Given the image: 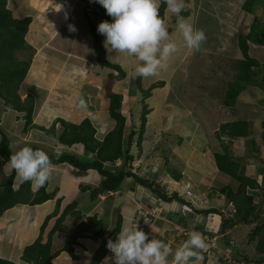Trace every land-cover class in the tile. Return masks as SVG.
Returning a JSON list of instances; mask_svg holds the SVG:
<instances>
[{
	"label": "crops",
	"instance_id": "0c3cea01",
	"mask_svg": "<svg viewBox=\"0 0 264 264\" xmlns=\"http://www.w3.org/2000/svg\"><path fill=\"white\" fill-rule=\"evenodd\" d=\"M218 1L219 0H184L186 7L184 11L181 12L184 13L182 17H184L188 23H191L192 14L189 13L188 9L190 7L199 8L204 6L209 9V13L210 10L215 12L219 8L228 7L230 16L234 15L231 17L235 21L233 25L238 21L242 23V16H240L241 12H245L251 16L252 20L249 23H252L253 19L257 18L261 24L264 25V0H255L250 12L243 9L245 0H226L227 5L222 7H219L221 4ZM94 3H96L95 0L7 1V6L13 16L18 18L24 16L31 17L26 35L29 31H32L33 28L36 29V31L40 29V32H42L41 29L44 30L39 36H36L37 33L35 34V38L33 37V44L28 43L35 49V54L31 57L27 75L22 80L19 88L21 100H24L28 95L33 97L34 109L32 122L37 126L27 128V130L23 131L24 121L19 119V113L13 110L15 112L13 121L21 122L20 130L16 136L17 142L28 143L30 144L29 147L33 149L38 148L37 150L46 152L43 148L48 146L49 139L52 137L57 138L60 129L57 128L54 131L55 133L48 132L45 129L56 124L54 122L58 117L75 123L80 122L85 117L90 118L95 127V136L99 139H102L105 134L114 127L115 122L111 119L107 111L108 98L105 93V85L108 74L110 72L116 74V70L101 66L97 62L96 55L92 50V42L89 35V23L97 28L100 22L106 21L105 18L93 11L96 10L106 15L108 14L105 9L98 8V6L93 7ZM31 4L39 11L34 16H32V14L35 12H32L31 15L28 14V7H30ZM166 8L164 11V20L171 39L174 41L175 31L177 30V17L168 12ZM229 12H226L227 18L230 17ZM181 13L180 15H182ZM69 25H73L76 29V31L71 32L73 41H71L67 35V33L70 32L68 30ZM249 25L251 26V24ZM249 25L247 29L240 34L247 33L250 29ZM232 31L234 30L232 29ZM25 40L27 42L26 37ZM104 40L105 37L101 35L103 47ZM104 50L106 59L111 63L118 64L125 73L124 77L115 80L111 84V91L122 95L120 111L125 117V127L123 131L125 145V140L131 129L133 128L136 130L139 125L141 116V113L138 114L140 112L139 103L144 100L141 112L144 105L148 108L144 129L140 136V147L138 146V148L134 141L129 147L130 152L134 155L132 165L135 161L137 163V167H134L136 166L134 165L132 171L148 179L154 187L163 190L168 196L176 193L177 197H171L166 201L164 200V202L169 204V207L167 209L163 208L161 213L156 212L155 216H152L149 212L158 206L157 204L154 205V201L158 203L155 197L158 196V194L150 187L142 185L132 177H127L122 182L119 190L100 195L99 201H97L94 206H92L91 201L88 202L86 206L87 210H83V220H86V216L93 214L94 210L97 209L95 212L99 217L110 218L108 225H105V232L108 233L112 226L111 223L115 220L113 219L116 217L115 214L120 213L122 219L121 228L130 227L135 229L138 227L139 230L144 231L146 234H148L150 229L152 231V236L148 235L150 238L164 241L169 247H173V250L180 248L183 242L189 238V233L202 232L200 229L203 228L204 230L211 229L208 228L209 221L213 220L212 218L215 216L219 218L220 222L222 218L233 216L234 208L232 203L228 201L224 193L217 191V189L227 186L230 187L232 191H236L239 185L238 180L221 172L216 166L213 152L223 151L224 146H226L231 157L240 162L239 173L254 178L258 184L257 188L248 189V192L254 196V202L257 204L255 212L249 216L250 222L248 225L251 226L257 223L255 221L259 220L257 219L254 221L253 215H263L264 217V149L262 150L257 147L255 144L257 138L255 140L253 137L255 135L252 134L256 126L254 119L259 113L251 107H248L249 109L245 111L236 110L235 107L240 101L248 103L247 96L244 98L241 97L243 93L246 92L247 95H251L254 98V91H251L252 88L257 92L255 94L256 96L259 94L258 90L263 92L264 90L255 84H246L245 88L237 95L235 103L232 106H226L223 103L227 86L229 82L235 79L236 70L241 60V53L235 49V57H230L229 59V61H232L234 68V70L232 69L233 79L228 77L227 80L222 82L219 92L221 97H216L220 101L221 107L223 106L225 108L226 113L223 114L220 111L224 116H222L221 120H216V113L210 104L212 102H217V99H212L214 94L209 92L210 88L207 87V85H209L208 83L203 85V80L198 83L204 90H207V94L204 96L195 93L196 97L193 98L190 94L185 98L181 92V86L184 91L185 86L183 84L187 81L185 78L184 82L183 80L181 81L182 85L180 84V80L177 77V70L174 74H171V72H169V74H167L168 72H164L163 74V70H161L159 75L155 77H138L135 74V67L139 62L134 57H128L125 54L116 55L115 52L108 53L105 47ZM248 52L256 61L252 66V71L253 76L257 79V82H259L264 76V45L249 42ZM254 54H256L257 57ZM109 55H111L110 58H108ZM59 56H61V58L64 56L63 61L60 60ZM183 57H181L178 62H181ZM162 81L163 83H161ZM156 82H160L161 84L152 86L153 84L155 85ZM195 98H198L197 100L199 101H196ZM80 99L85 101V108H80L78 106ZM157 100L159 104L156 103ZM259 100L264 102V96L259 98ZM205 102H207V108H204ZM197 103L204 104L202 109ZM254 103H257V99L255 98ZM254 103L251 104L254 105ZM2 107L3 111L9 109L4 105H2ZM227 113L229 116H226ZM234 120H247L249 122L248 135L232 138L229 143L218 139L217 132L220 130V125ZM43 121L45 123H43ZM0 122H2L1 119ZM43 125L50 126L44 128ZM49 134L52 135L51 138ZM137 136L138 135H135L134 139H138ZM57 145L60 146V148L57 147V149L61 151L70 150L75 151L81 156L85 155L89 158L92 157V154L84 152V149L80 145H77V148L74 149L73 146L67 148V146L58 143V141ZM48 152L54 151L49 150ZM115 164L119 165L120 160H117ZM1 166L4 168L9 167L7 170H9L10 173L11 167L8 162L1 164ZM71 170L72 169H69L65 164L53 166V172L58 173V171H60V173L65 176H71V187L65 192L61 190L62 185L59 181L55 182L57 185L54 184L55 186L50 187L52 189L58 187V196L62 198V206L68 203L65 198L70 194L71 189H78L77 185L80 187L79 183L82 182L80 178L74 176V171ZM85 182L97 184V182H91L87 179ZM48 186H50V184H48ZM52 189L49 190L47 187L48 191ZM187 189L192 190L193 194L191 196L186 194ZM81 193H85L89 197L88 192L81 191ZM121 195H124L125 198L128 199L129 208L127 211L123 209L125 201L118 204L116 199V196ZM108 198H111L108 211L110 214L105 215L103 213L107 211V209L105 208L106 206H103V201ZM85 199V197H81L80 200L77 201L79 207V203ZM184 203L189 204L191 207L190 211L185 209ZM54 204V198L46 200L41 204H16V206H19V209L14 226V217H5L7 211H4L0 216V236L5 232H11V241L9 242L10 250L14 249L18 251L13 254L9 251L7 256L0 252V257L13 260L16 264H29L20 258L22 249L36 238L45 215L53 210ZM204 209L214 210L203 214L202 211H204ZM145 216L151 219V224L149 226L144 225ZM263 217L262 219L264 220ZM180 221L186 222L187 224L183 225ZM196 225H203L204 227L197 229ZM11 227L13 228L12 231ZM243 228L245 230L244 224H233V226L227 228L224 234L214 233V235H212L209 233H202V237L209 235L214 242V245L211 246L212 254L214 250H217L223 254L225 258V250L227 249V252L230 248L229 245H231V248L235 245L234 240H232L231 244H226L229 238L233 239L229 237V232H234V234L232 233L233 236L235 235V238H238L236 241L243 242L247 240L243 238ZM64 234L67 237V234ZM101 240L102 238L97 240L82 239L81 242L84 248L79 247L77 251L79 259L75 261L81 260V253L83 252L88 255V264L94 250ZM16 244H19V249H17ZM63 244H61V246ZM110 255L112 256L110 253L106 254L99 264H105V257H110ZM210 256L209 253H207V258L205 260L203 259L200 264H218V262H214L210 258L208 260ZM107 264H112V261H108ZM169 264H174L172 257H169Z\"/></svg>",
	"mask_w": 264,
	"mask_h": 264
},
{
	"label": "trees",
	"instance_id": "16d2710c",
	"mask_svg": "<svg viewBox=\"0 0 264 264\" xmlns=\"http://www.w3.org/2000/svg\"><path fill=\"white\" fill-rule=\"evenodd\" d=\"M7 1L0 0V98L6 108L19 113L18 118L24 121L23 131H25L27 128L37 126L32 122L34 109L33 97L28 95L24 100H21L19 95L20 84L27 75L32 54L30 53L27 58H22L17 56L16 52L25 53L32 49L25 40L31 17L25 16L18 18L13 16L7 6ZM254 1L245 0L243 9L250 12ZM165 8L166 5L161 3L159 11L163 19ZM93 12L105 18L106 21L112 22V18L109 15L96 10ZM181 14L183 15L184 13ZM89 35L97 62L101 66L116 70V74L113 72L108 74L105 85V93L108 98L107 111L111 119L114 120L115 125L102 139H99L95 136V127L90 118L85 117L80 122L75 123L58 117L54 122L60 126L59 133H56L58 143L67 146V148L73 146V149L77 148V145H80L84 149V152L91 153L92 157L81 156L75 151L70 150H59L58 152L47 153V155L52 161L53 166L65 164L72 170L81 172L94 170L97 173L99 176L97 184H90L88 182L79 183L81 191L88 192L92 206L99 201L100 195L119 190L122 182L127 177H132L142 185L150 187L165 201L171 197H177L176 193L168 196L163 190L154 187L148 179L132 171L134 155L130 152L129 147L133 143L135 135H138V139H135L136 146L140 147V136L144 129L148 108L144 105L139 125L136 130L131 129L125 140V145L123 138L125 117L120 111L122 95L111 91L112 82L124 77L125 73L118 64L111 63L106 59L105 50L101 42V34L97 32V28L91 23H89ZM237 42L242 58L239 61L235 79L229 82L224 94L223 103L226 106H232L235 103L237 95L245 88L246 84H255L264 90V76L257 82L252 71V66L256 61L248 52L249 42L264 45V25L257 18H254L249 31L244 34H239ZM248 125L249 122L247 120H234L222 123L219 127V132H217V137L221 139L222 135H226L232 139L237 136L248 135ZM54 128L53 126L45 130L54 132ZM37 149L34 148L33 150ZM14 152L15 150L8 134L0 126V164L9 162V158ZM213 156L216 166L221 172L239 181L236 191H232L228 186L217 189L218 192L226 195L228 201L232 203L234 208L232 217L222 218L217 233L224 234L227 228L233 226V224H244L245 228H249L246 231L244 230V233L248 235V239L246 238L247 240L242 242V247L247 248L249 244L255 241V249L260 254L264 253V233H262L264 230V220L251 226L248 225L250 222L249 216L257 208V204L254 202V196L248 192V189L258 187L256 180L239 173L241 164L238 160L231 157L226 146H224L221 152H213ZM117 160H120L119 165L115 164ZM15 178L16 173L11 169L10 173L0 182V216L5 210L16 204L34 205L41 204L49 199H55L54 208L45 215L39 227L38 235L31 243L23 247L20 257L22 260L29 264H56L54 259L61 252H66L72 260H77L79 259L77 252L79 247L84 248L81 242L82 239L97 240L102 238L88 264H99L104 256L109 253L107 248L108 240L111 239L115 242L121 230L122 219L120 213H117L109 232L106 233L104 220L96 212L87 215L86 220H83L84 212L78 206L77 200L70 201L62 206V198L58 196V187H54L51 191H48L47 183L44 187L35 190L31 182L19 181L15 185ZM213 210L204 209L205 213ZM66 221H69L71 224L68 225ZM181 224L186 225L187 223L181 222ZM201 227L200 225H196L197 229ZM59 232L66 233L67 237L61 247L54 249V236ZM229 237L232 236L229 235ZM149 239L151 238L149 237ZM232 240L229 238L226 244H231ZM229 246L230 248L228 247L227 253V249L225 250V258H223L225 261L232 259L233 261L242 260L245 263L247 262V264L264 263V255H259L253 259L248 255H242L244 252L242 249L235 248L234 246L231 248V245ZM214 251L218 256V264H221L223 254L217 250ZM202 255L205 260L207 258V251H204ZM0 264L16 263L13 260L0 257Z\"/></svg>",
	"mask_w": 264,
	"mask_h": 264
},
{
	"label": "clouds",
	"instance_id": "9594fccd",
	"mask_svg": "<svg viewBox=\"0 0 264 264\" xmlns=\"http://www.w3.org/2000/svg\"><path fill=\"white\" fill-rule=\"evenodd\" d=\"M95 2L112 18L111 23L102 21L97 27V32L105 37V49L108 53L115 52L116 55L134 57L139 62L135 67V74L138 77L149 78L159 75L161 70L167 67L169 58L177 51V45L171 39L165 20L160 16L161 3L167 6L168 12L177 17V29L189 49L200 51L207 39L203 30L194 29L192 24L180 16L186 7L184 0H95ZM68 30L76 31L73 25H69ZM110 57L111 55L108 58ZM78 106L85 108V101L80 99ZM221 139L224 142L232 140L226 135H222ZM8 163L15 171L16 177L21 182H31L35 190L44 187L52 179V161L41 150L22 147L10 156ZM155 197L158 201L164 202L158 196ZM184 205L186 210H191L189 204ZM156 208L161 209L159 213L162 212V207ZM220 223L218 220L209 230H204V226L201 225L202 232L190 233L183 245L175 250L162 240L149 239V236H152L150 229L146 234L138 227L135 229L122 227L115 242L111 239L107 242V248L112 256L105 257V264L108 261H112V264H169V257L173 258L174 264H200L204 259L202 253L207 249L202 233L219 234L217 232Z\"/></svg>",
	"mask_w": 264,
	"mask_h": 264
},
{
	"label": "rangeland",
	"instance_id": "374dc122",
	"mask_svg": "<svg viewBox=\"0 0 264 264\" xmlns=\"http://www.w3.org/2000/svg\"><path fill=\"white\" fill-rule=\"evenodd\" d=\"M218 2H220V4H221L219 7L227 5L226 0H219ZM97 6H98V8L104 9L98 3L93 4V7H97ZM188 9H189V13H191L193 15V16L191 15V23L190 24H192L195 29L203 30L207 39L203 43L201 50L196 52V51L189 49L186 46V43L183 40V37L181 36V33L177 29L175 31V38H174L175 39L174 42L177 45V51L169 58V61L167 64V69L166 68L163 69L162 72H163V74H164V72H168L167 74H169V72H171V74H174V73H176V70H177V75H178L177 77L180 80V84H181V81L183 80V82H184L185 78H186V81L188 83L186 82L185 84H183L185 86L184 91H183V88L181 86V92L183 93L185 98H187L190 94L194 98V97H196L195 93L201 94L203 96L205 94H207V90H204L203 87L198 84L201 80H203V82H204L203 85L206 83L209 84V85H207V87L210 88L209 92L210 93L212 92V94H214L212 99L216 100L218 97L219 98L221 97L219 92H220V87L222 85V82L224 80H227L228 77L233 79L232 69L234 70V68L232 65V61H229V59H230V57H235V49H237L240 52V49L238 47V42H237V36H238V34L242 33L243 31H245L247 29L248 25L251 24L249 22L252 19H251V16L249 14H247L245 12H241L240 16H242L241 17L242 23H241V21H238L233 25V23L235 21L231 17H233L234 15L230 16V12H229L228 7L227 8L226 7L219 8L215 12L210 10V13L208 11L209 9H207L204 6L199 7V8L190 7ZM211 9H212V7H211ZM28 10H29L28 14H30V15L32 14V12H35L32 14V16L36 15L39 12L38 9L35 8V6H33L32 4L30 7H28ZM226 12H229V16H230L229 18H227ZM183 15H180V16H183ZM20 18H22V17H20ZM38 18H35V19H38ZM39 21H40V19H39ZM232 29L234 31H232ZM41 30H42V32L44 31L43 29H41ZM35 31H36V29L33 28L32 31H29L28 34L25 36L27 39V43L33 44L34 43L33 39L35 38V34L37 33L36 36H39L42 33V32H40V29H39V31H36V32ZM67 35L71 39V41H73L71 38L72 33L68 32ZM229 51H231V52H229ZM34 52H35V49L32 48L31 50H28L25 53L18 51V52H16V54L19 57L27 58L30 53L32 54V56H34L33 55V54H35ZM40 52L42 53L41 50H40ZM183 53H184V55H183ZM254 55L257 57L256 54H254ZM181 57H183L182 61L178 62V60H180ZM240 57L242 58V55ZM59 58H60V60L63 61L64 56H62V58H61V56H59ZM201 69H202V71H201ZM159 83L160 82H156L155 85H159ZM152 86H154V84ZM251 91H254L253 96H255L254 98L257 99V103H254V98L251 95H247V93L245 92V93H243V95L241 97L244 98L247 96V99H248L247 102L248 103L240 101L239 104H236L235 107H236V110H240V111H245L246 109H249L248 107H251L259 113L257 115V117H255V119H254V123L256 126L254 127L252 134L255 135V136H253L255 138V140L257 138V140L255 142L257 147L263 150L264 149V127H263L262 122L264 121V102H261L259 100V98H262L264 96V92L258 90L259 94L256 96L255 94L257 92L255 91V89L252 88ZM197 99L198 98H195L196 101H199ZM158 102L159 101L157 100L156 103L159 104ZM250 102L254 103V105L251 104ZM2 103H3V101L0 98V119L2 121V122H0V126L6 132V134H8V137L11 140L12 144H14L13 145L14 150L17 151L20 148L25 147V146L29 147L30 144H28V143L25 144L24 142L21 143V142L16 141L17 140L16 136L20 130L21 122L20 121H18V122L13 121V115L15 114V112L11 109H8L7 111H3V107H2L3 104ZM143 103H144V100H142V102L139 103L140 112L138 114L141 113V108H142ZM204 104H202V103L198 104L197 103V105L201 109H202L203 105H204V108H207V106H206L207 102H205ZM210 106L214 109V111L216 113L215 119L221 120L222 116H224L223 114L226 113V110L223 106L221 107L220 101L217 99V102H212L210 104ZM220 108H222V109H220ZM220 111L223 114H221ZM218 113H219V116H218ZM226 116H229V114L227 113ZM43 123H45V122L43 121ZM48 126H50V125H48ZM48 126L43 125L44 128H47ZM53 126L55 127L54 130H56L57 128L60 129V126L58 125V123L51 125V127H53ZM127 130H129V129H127ZM51 136L52 135L49 134L50 138H51ZM133 141H134V143H136L135 139ZM257 141H258V143H257ZM48 143H49L48 146L43 148V150L46 151L45 153H50V152H48L49 150L54 151V152H58L59 149H57V147L60 148V146H58L59 144L57 145V138L52 137L51 139H49ZM45 149H47V150H45ZM134 165H136V166H134ZM133 166L137 167L136 161L134 162ZM8 168L9 167L4 168L0 164V182L9 173V170H7ZM69 169H71V168H69ZM71 171H74V173H73L74 176H76L77 178H80L82 182H85L86 179L91 181V182H93V181L97 182L99 180V176L97 175V173L94 170H89V171H84V172L83 171L82 172L76 171V170H71ZM58 173L52 172V179L48 183V184H50V186H48V189L49 190L52 189L50 187L57 185V184H55V182L59 181V183L62 185L61 190H63L65 192L68 188L71 187L70 186L71 176H65V175L61 174L60 171H58ZM19 181L20 180L16 177L14 184L17 185V183ZM77 188L78 189H76V190L71 189L70 194H68L65 198L66 202H70L72 200L78 201V200H80L81 197H85L86 199L84 201H82L81 203H79V205H80L81 210H87L86 206H87V203L90 202V198L87 196V194L81 193V189L78 185H77ZM82 199H84V198H82ZM116 199L118 201V204H120V202L125 201V203L123 205V209L125 211H127V209L129 208L128 199L125 198L124 195L116 196ZM110 202H111V198H108L105 201H103V206L104 207L106 206L105 208L107 209V211H105L103 213L105 215L110 214L108 212ZM155 204L156 203H154V205ZM11 208L5 210V211H7V214L5 217H8V216L14 217V219H13V226H14L15 218H16V216H18L19 206L15 205L12 209ZM119 209H120V207H119ZM95 211H97V209H95L94 212ZM202 213L205 214V211H202ZM116 215H117V213L115 214V216ZM253 216H254V221L259 219L255 222H259L263 217V215H260V216L253 215ZM115 218L116 217H114L113 219H115ZM212 219L213 220L209 221V225H210V226H208L209 228L214 227L215 224L219 220L217 216H215ZM103 220H104L105 225H108V223L110 222L109 217L108 218L103 217ZM212 222H213V224H212ZM67 224L70 225L71 223L67 222ZM248 228L249 227H246L245 231ZM12 230H13V228L11 227V231ZM243 230H244V228H243ZM10 233L5 232L3 235L0 236L1 237V239H0V252H1V254L5 255V256H7L9 251L11 252V254L18 251V250H14V249L10 250V244H9V242L11 241ZM232 233L234 234V232H232V231L229 232V235H231L233 237V240L235 242L234 247L242 249L244 251L242 255H248L249 257H252L253 259L257 258L259 255H261V256L264 255V253L260 254V252H258L255 249V245H254L255 241H253L254 243L252 242V244H249V247L243 248L241 245L242 241H236V239L238 240V238H235V235L233 236ZM262 233H264V230ZM188 235H190V233ZM212 235H214V233ZM243 235H244L243 238L248 239V235H246L244 232H243ZM203 238L207 244V249L205 251H207V253H209V256L211 255L210 257H208V260L210 258L214 262H219L218 256L216 255V252L213 251V254L211 252L212 248H210V246H213L214 242L212 241V239L210 238L209 235L204 236ZM65 239H66V235L64 233H57L54 236L53 248L61 247V244L64 243ZM215 241H217V240H215ZM16 246H17V249H19V244H16ZM13 248H14V246H13ZM87 256L88 255L86 253L82 252L81 253V260L75 261V260H72L66 252H62L55 259V263L56 264H87ZM110 257H111V255H110ZM14 258H15V255H14ZM223 258H224V256H222V258H221L222 259L221 264H247V262L245 263L242 260L233 261L232 259H230V261H228V260L225 261ZM248 264H252V263H248Z\"/></svg>",
	"mask_w": 264,
	"mask_h": 264
},
{
	"label": "built area",
	"instance_id": "2783aa9c",
	"mask_svg": "<svg viewBox=\"0 0 264 264\" xmlns=\"http://www.w3.org/2000/svg\"><path fill=\"white\" fill-rule=\"evenodd\" d=\"M116 72V71H115ZM187 194L188 195H191L192 194V191L191 190H187ZM187 209H189L188 207H186ZM160 208H154V210L150 211L149 213L152 215V216H155V213L157 212H160ZM144 223L147 225V224H151V220L149 219V217H146L145 216V219H144ZM109 251V249H108ZM110 252V251H109ZM111 253V252H110Z\"/></svg>",
	"mask_w": 264,
	"mask_h": 264
},
{
	"label": "water",
	"instance_id": "95a60500",
	"mask_svg": "<svg viewBox=\"0 0 264 264\" xmlns=\"http://www.w3.org/2000/svg\"><path fill=\"white\" fill-rule=\"evenodd\" d=\"M158 206L167 209L169 207V204L167 202H162V201H158V203H156Z\"/></svg>",
	"mask_w": 264,
	"mask_h": 264
}]
</instances>
